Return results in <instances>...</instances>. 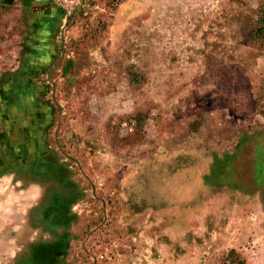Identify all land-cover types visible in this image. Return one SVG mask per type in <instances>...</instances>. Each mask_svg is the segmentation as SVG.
I'll return each mask as SVG.
<instances>
[{
    "label": "rangeland",
    "instance_id": "obj_1",
    "mask_svg": "<svg viewBox=\"0 0 264 264\" xmlns=\"http://www.w3.org/2000/svg\"><path fill=\"white\" fill-rule=\"evenodd\" d=\"M263 34L264 0H0V264H264Z\"/></svg>",
    "mask_w": 264,
    "mask_h": 264
},
{
    "label": "trees",
    "instance_id": "obj_2",
    "mask_svg": "<svg viewBox=\"0 0 264 264\" xmlns=\"http://www.w3.org/2000/svg\"><path fill=\"white\" fill-rule=\"evenodd\" d=\"M263 36H264V34H263ZM72 196H74V195H72ZM68 197V196H67ZM66 197H62V199H59L58 200V198H57V195H54V194H52V195H50V197H49V200L45 203V204H55L54 206H55V208H54V206H51L49 209H51V212H53L54 213V216H53V219L52 220H49V221H58L59 219L61 220V219H63V217H64V214H66L67 212L65 211V212H63V213H58L57 214V212L58 211H61L62 210V208H63V204H67V201H68V198H66ZM70 203V202H69ZM54 208V209H53ZM63 211V210H62ZM67 215V214H66Z\"/></svg>",
    "mask_w": 264,
    "mask_h": 264
},
{
    "label": "crops",
    "instance_id": "obj_3",
    "mask_svg": "<svg viewBox=\"0 0 264 264\" xmlns=\"http://www.w3.org/2000/svg\"><path fill=\"white\" fill-rule=\"evenodd\" d=\"M64 184H65V183H64ZM75 190H76V191H75ZM75 190H73V192L70 193V197H71L72 195H75L76 192H79V193H80V190H79L78 188L75 189ZM67 193H68V190H67V188H65V187H61L59 190H56V191L53 192L54 195H57L58 200H59V199H62V197H63V198L66 197V198H67V196H68ZM77 194H78V193H77ZM77 194H76V195H77ZM66 198H65V199H66ZM51 205H52V204H51ZM52 206H53V205H52ZM54 208H55V206H54ZM54 208H53V209H54ZM63 209H64V204H63V208H62V210H63ZM62 210H61V211H58L57 214H58V213H63V212L66 211L65 209H64L63 211H62Z\"/></svg>",
    "mask_w": 264,
    "mask_h": 264
}]
</instances>
